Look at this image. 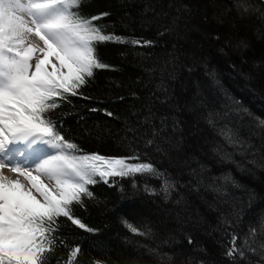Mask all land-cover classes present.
<instances>
[{"label":"trees","instance_id":"16d2710c","mask_svg":"<svg viewBox=\"0 0 264 264\" xmlns=\"http://www.w3.org/2000/svg\"><path fill=\"white\" fill-rule=\"evenodd\" d=\"M80 11L108 12L96 21L108 32L153 43L97 45L111 67L95 69L79 90L90 98L69 96L47 115L85 153L139 156L163 177L89 186L94 198L73 210L96 231L61 218L52 264L76 245L81 264H258L243 241L257 251L264 244V4L83 0ZM229 129L243 148L225 138ZM165 179L174 185L167 193ZM122 219L151 235L132 234ZM233 235L244 258L225 254Z\"/></svg>","mask_w":264,"mask_h":264},{"label":"snow or ice","instance_id":"6c2138e0","mask_svg":"<svg viewBox=\"0 0 264 264\" xmlns=\"http://www.w3.org/2000/svg\"><path fill=\"white\" fill-rule=\"evenodd\" d=\"M82 3L0 0V264H52L50 254L59 240L61 218L79 229L96 231L73 210V205L83 208L85 198H94L89 186L108 184L110 177H163L152 163L142 162L139 156L85 153L66 139L47 115L60 107V101L70 103L69 96L90 98L79 90L94 77L95 69L111 67L99 58L97 45L153 43L108 32L107 26L96 21L110 13L85 15L80 11ZM238 7L248 8L244 3ZM106 114L113 116L111 112ZM260 124L264 126V121ZM223 134L230 143L243 148V142L234 139L230 129ZM6 169L17 178L7 175ZM170 187L174 185L165 179L162 190L167 193ZM145 191L155 189L145 185ZM121 222L132 234L151 235L150 229L142 230L127 219ZM255 234L256 229H250V236ZM237 239L232 236L225 253L233 259L245 257L244 249L236 246ZM187 241L193 243L191 237ZM243 243L260 257L258 264H264V244L257 251L248 238ZM80 253L79 245L71 247L63 264H81ZM165 258L171 260L167 254Z\"/></svg>","mask_w":264,"mask_h":264},{"label":"bare ground","instance_id":"6f19581e","mask_svg":"<svg viewBox=\"0 0 264 264\" xmlns=\"http://www.w3.org/2000/svg\"><path fill=\"white\" fill-rule=\"evenodd\" d=\"M5 173H6L7 175H9V176H10L11 178H13V179L17 178L15 174L11 173V172H10L9 170H7V169L5 170ZM34 174H35V173H34ZM20 179L22 180V182L27 183V181L24 180L23 177H21ZM42 179L45 180L46 183H50V182L47 180V178L42 177Z\"/></svg>","mask_w":264,"mask_h":264},{"label":"water","instance_id":"95a60500","mask_svg":"<svg viewBox=\"0 0 264 264\" xmlns=\"http://www.w3.org/2000/svg\"><path fill=\"white\" fill-rule=\"evenodd\" d=\"M264 4V0H260Z\"/></svg>","mask_w":264,"mask_h":264},{"label":"rangeland","instance_id":"374dc122","mask_svg":"<svg viewBox=\"0 0 264 264\" xmlns=\"http://www.w3.org/2000/svg\"><path fill=\"white\" fill-rule=\"evenodd\" d=\"M44 182L46 183V181L44 180Z\"/></svg>","mask_w":264,"mask_h":264}]
</instances>
